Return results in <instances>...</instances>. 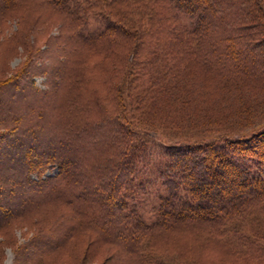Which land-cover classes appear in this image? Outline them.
Returning <instances> with one entry per match:
<instances>
[{"label":"trees","instance_id":"obj_1","mask_svg":"<svg viewBox=\"0 0 264 264\" xmlns=\"http://www.w3.org/2000/svg\"><path fill=\"white\" fill-rule=\"evenodd\" d=\"M103 3L110 7L104 10ZM81 5L0 0V21L27 19L16 41L23 62L12 69L5 58L0 66V194L10 195L0 199V236L34 222L37 232L18 248L26 260L32 243L50 241L42 250L53 259L89 235V250L106 249L105 264H264V0ZM28 6L35 8L32 18L16 17ZM178 10L194 17L191 28L180 26ZM91 13L107 22L99 34L84 33ZM53 22L58 34L48 37L45 49L62 39L63 53L58 67L46 71L36 61L53 63L55 53L34 38L30 49L26 43L37 26L45 33ZM38 72L52 84L38 89L44 99L56 96L41 102L38 120L25 112L31 116L26 125V115L2 109L11 94L24 97L21 83L34 85ZM40 129H47L46 137L54 131L51 139L68 138L64 151L79 144L75 160L58 157L55 148L37 155L27 142L45 136ZM160 131L173 135L158 166L166 194L157 196L151 209L157 219L148 224L135 203L145 190L139 163ZM26 148L28 162L11 167L15 153ZM9 198L13 204L5 203ZM256 209L253 219L261 228L243 231L234 219ZM175 240L178 257H163L172 255Z\"/></svg>","mask_w":264,"mask_h":264},{"label":"rangeland","instance_id":"obj_2","mask_svg":"<svg viewBox=\"0 0 264 264\" xmlns=\"http://www.w3.org/2000/svg\"><path fill=\"white\" fill-rule=\"evenodd\" d=\"M83 1L85 0H76L77 4H79L81 7H82L81 3ZM88 1H92V0H88ZM110 1L111 0H105V3H108ZM108 7L110 6L107 4H104V8H105L104 10H107ZM33 10H35L34 7H31V6L24 7L20 10V14L22 15H19L16 17L32 18ZM44 11L45 10H43L42 12L45 13ZM178 13H179L178 16H180V21H179L180 26L184 28H191L190 26H193L194 24V20H195L194 17H190L186 15L185 13L181 12L180 10H178ZM19 20L20 18H9L4 21L1 20L2 22L0 21V54H3V55H0V66L1 67H4V65L6 64V62H8V60L10 63V67L12 69L19 67V65L23 62L25 58L22 56V52L24 54V50L22 48L23 46L22 45H20L22 47L18 46L19 44L16 41L17 39L21 37L20 35L22 34V32L20 31V29L22 26H24L27 19L24 21L20 20L22 23L19 22ZM52 24L54 26H52L51 30H49L48 32L46 31L45 33H44L43 27L39 25V28H41L43 31L41 32L37 26L35 30L33 31V33L29 34L28 36V41L30 44L26 43L27 49H30L31 44L34 43V40H33L34 38L36 41L38 40L39 45L44 44L42 45L43 50L48 51V53H55L57 61L53 60L54 61L53 63L42 62V60L36 61L38 69L41 67L40 69H47L46 71H49L52 66L54 68L58 67L59 62H61L62 60V53H63V51L61 50L62 39H57L56 41L53 42V44H51L49 49H45L46 47L45 41L48 39V37L50 35L58 34V29L56 28L57 23L53 22ZM106 25H107L106 20H104L101 16L97 15L96 13L88 14L87 24L85 25L84 33L87 35L99 34L105 29ZM38 36L40 38L36 39V37ZM9 37L13 39H11V41H7L6 38H9ZM64 37H67V32L64 33L63 35V41H64ZM31 40L33 41L31 42ZM57 42H59L60 44H58ZM13 49L17 51L16 52L17 54L11 55L9 53V52L14 51ZM5 58H8V60H6ZM43 59H44L43 61L45 60L49 61L47 60L48 59L47 57L46 58L44 57ZM94 61L99 62L101 60L100 58H96ZM108 63L109 62H106L107 65ZM34 74H35L34 85H30L29 82H26V81L22 82L18 94L19 96L23 94L24 97L20 100L18 98V95L16 96V93H14L15 96L11 94L13 97H8L7 105L6 107H3L2 109L3 112L7 111L8 108H11V111H12L10 114L11 116H15L16 118H20L22 116L24 118V115H26L25 112L32 110L30 111L32 113L29 112L31 116H33L32 119L34 121L38 120L36 112L40 108L41 102L43 103V100L49 101L50 99H53L56 95H53V96L48 95V97L45 96L46 99H44V97L42 96V93L39 90L42 91L45 88L46 89L50 88L52 84L49 80L46 79V76H47L46 74L42 75V73H39V72L34 73ZM34 87H36L37 90L39 89L38 90L39 94L37 96H35V94L33 93ZM47 103H48V106L49 105L51 106L52 104L51 102H47ZM31 116L29 117L27 116L26 121H25L26 125L27 123H29V118ZM46 119L49 120L51 118L47 116L45 118V121ZM23 121L24 119H21V122H19L18 124H21V123L24 124ZM53 129L57 130V133L59 134V131H60L59 127L54 126ZM46 130L47 129H40L38 131L39 133L41 131H44L45 133ZM27 131L28 133L32 132L31 130H27ZM50 131L52 132L53 130H50ZM53 132L52 134H48L49 137H46V133H45V136L44 134L41 133L37 141L35 142V144L34 142L30 143L31 141L27 143L28 145H35V151L38 153L37 155H39L40 157H43L44 155H46V152L48 150L50 149L52 150L55 148L57 153L59 154L58 157L63 158L65 156H68L71 160H75L73 157V153L81 149L79 144L70 143V150L64 151L61 148V144L67 141L68 138L65 137L64 139H60V140L51 139V136L53 137L55 136V133ZM165 133L166 134L160 131L159 133L152 134L151 136L152 141L150 143L151 153H148L145 157H142L139 163L140 166L141 165L143 166L142 167L143 169H142V172H139L138 174L140 176V179H142L143 185L145 186V190L139 192L138 196L135 199V203L139 205L138 211L142 215L145 222L148 224H150L151 222H154L157 219L156 213L152 212L151 210L152 207L158 204L159 202V198L157 196L158 195L164 196L166 194L165 187L163 186V183H162V175L158 171L159 170L158 166H159V163L163 164L162 161H164L165 157L162 154L167 151V145L171 143L168 141L167 138H171V136L173 135L168 132H165ZM56 136L62 137V135H56ZM4 149H5L4 143L0 142V153L4 154L5 153ZM27 154H28L27 148L26 150L24 149V150H21L20 152H16L12 158V163L10 164V166L14 167L16 163L20 161H24V160L27 163L28 162L27 157H26ZM244 160L247 163L254 162L252 159H249L248 157L244 158ZM56 172H57V169H54L52 171H47L45 174L53 175ZM29 174L30 173L27 172L26 176H28ZM185 194L186 193L184 190H180V195L183 196L182 198L185 197ZM8 196H10L8 192L4 191L0 194V199H3L4 197L6 198ZM11 200L12 199L9 198V200H7L5 203L13 204ZM257 213H258V209H256L254 211V215L250 216L249 218L247 219L235 218L234 222H236L237 224L241 223L239 227L245 232H249L251 229H260L261 223H258L255 219H253V217L257 215ZM33 224L34 222L31 224L20 222L14 226L11 236L7 235V237L5 238L3 236H0V241H2V245H0V264H49L52 262V260H55L54 261L55 264H105L104 261L107 256V252L105 251L106 249H104L103 251H100V248L98 247L95 251L92 248H90L89 250V248L87 247L90 243L89 235L85 236L82 240H79L77 243L75 242L71 243V245H69V247L61 254L57 256H55L54 254L55 257L53 259L51 256L44 257L46 250H42L44 247L49 245L50 241L42 240V241L32 243L33 246H30L27 249V253L30 258L26 260V258L24 257L25 255L23 254L24 250H20V249L18 250V248L21 246V244L28 243L29 238L33 236L35 232H37L38 227ZM11 240L13 241L14 244L12 246H9V245L5 246L8 243V241H11ZM172 244L174 245V249L171 248L172 255L171 256L163 255V257H166V258L178 257L177 256L178 250L176 249L178 246L177 240H175L174 243ZM182 244H185V242L182 241ZM188 247H190V245H188ZM158 251L161 252L163 250H161L160 248L158 249ZM84 257H85V261H84ZM187 258L189 259L190 255H188Z\"/></svg>","mask_w":264,"mask_h":264}]
</instances>
